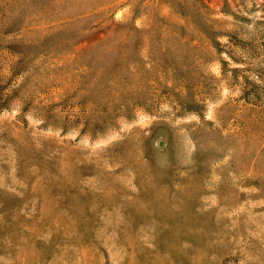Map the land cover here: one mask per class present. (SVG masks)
I'll list each match as a JSON object with an SVG mask.
<instances>
[{
  "label": "rangeland",
  "instance_id": "1",
  "mask_svg": "<svg viewBox=\"0 0 264 264\" xmlns=\"http://www.w3.org/2000/svg\"><path fill=\"white\" fill-rule=\"evenodd\" d=\"M0 264H264V0H0Z\"/></svg>",
  "mask_w": 264,
  "mask_h": 264
}]
</instances>
